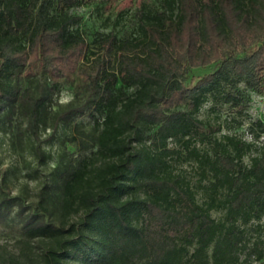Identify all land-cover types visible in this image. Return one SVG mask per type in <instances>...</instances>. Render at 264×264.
Here are the masks:
<instances>
[{"label": "trees", "instance_id": "obj_1", "mask_svg": "<svg viewBox=\"0 0 264 264\" xmlns=\"http://www.w3.org/2000/svg\"><path fill=\"white\" fill-rule=\"evenodd\" d=\"M84 1L0 0V131L24 116L36 164L50 156L33 142L40 129L85 132L34 208L0 198V220L17 206L20 223L0 264L264 259V117L248 138L235 131L246 90L264 95V0H120L137 8L136 33L96 31L92 44L73 11ZM75 71L83 85L49 106ZM206 102L227 105L225 130L200 117ZM84 112L87 126L73 120Z\"/></svg>", "mask_w": 264, "mask_h": 264}, {"label": "rangeland", "instance_id": "obj_2", "mask_svg": "<svg viewBox=\"0 0 264 264\" xmlns=\"http://www.w3.org/2000/svg\"><path fill=\"white\" fill-rule=\"evenodd\" d=\"M120 0H85L80 6L73 9L79 16L78 26L83 32L88 42L92 44V39L96 31H109L114 29L118 33L130 35L134 34L137 25L136 7L133 3L125 6L122 10L116 7ZM156 4L159 0H149ZM213 65H204L192 67V73H203L211 70ZM44 80V79H43ZM83 85V75L79 72H71L68 78L62 79L58 90L54 89L51 94L48 105L55 107L56 103H65L68 101L73 92L77 90V85ZM250 101L248 107L242 115L237 116L243 121L241 126L235 128V131L249 137L250 123L258 118L264 117V95L251 90H246ZM79 96L82 93L79 92ZM212 105V106H211ZM200 117L208 120L220 122L222 129L225 126L229 116V108L227 105L211 104L206 102L199 112ZM89 113H80L74 117V122H79L83 126H87ZM27 129H25L24 116L21 114H13L10 124L6 131H0V198L3 196H17L20 206L24 207V212L34 208L37 204L39 194L46 185L51 183L48 174L50 167L60 159V156L67 160H75L78 158L84 148L81 142L85 132L81 130V126L77 130L64 128L61 124L53 129L39 130L37 135H33L35 146L50 153L46 164L38 163V155L28 153V146L23 143L22 139L26 138ZM73 135L76 145L70 146V136ZM21 140V141H20ZM36 168L33 171L32 168ZM18 207L13 206L9 215L0 220V254L7 256L9 253L17 251V239L20 235L19 217L15 216ZM251 264H264V259L254 260Z\"/></svg>", "mask_w": 264, "mask_h": 264}]
</instances>
